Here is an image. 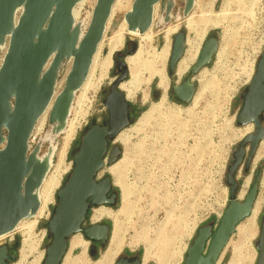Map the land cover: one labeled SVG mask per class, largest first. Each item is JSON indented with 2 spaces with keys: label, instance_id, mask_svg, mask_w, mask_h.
Masks as SVG:
<instances>
[{
  "label": "rangeland",
  "instance_id": "1",
  "mask_svg": "<svg viewBox=\"0 0 264 264\" xmlns=\"http://www.w3.org/2000/svg\"><path fill=\"white\" fill-rule=\"evenodd\" d=\"M134 1L120 0L109 23L93 70V81L101 79V85L96 90L88 89L76 95L69 123L77 121L79 128L64 155L61 156L60 153L65 134L54 139L59 151L55 155L50 173L57 170L61 180L49 205L48 215L39 219L33 230L34 249L28 255L26 264L35 262L43 264L46 249L51 243L47 222L57 204L56 193L72 171L73 156L79 149L81 136L90 125L103 124L108 119L105 106L108 89L123 74L118 70L115 59L119 61L126 59L127 62L129 57L137 53L139 46L144 47L143 63L136 82L137 92L132 99L127 100L130 104L131 124L123 130L128 145L122 143L119 138L116 143L122 148L120 162L123 166L124 183L129 190V207L126 213L121 212L123 190L115 182L107 167L104 174L113 178L115 188L120 190L121 197L113 209L107 208L111 211L112 217L102 219L111 226L110 239L105 248L92 255L90 252L92 245L81 236L87 244L85 257L88 263L96 264L102 259L109 248L117 221L121 226L122 246L113 258L112 264H116L122 256L129 254H138L143 264H182L198 228L209 224L216 226L219 215L226 206L225 202L229 204L230 188L226 181L223 187H220L218 183L209 180L208 161L211 154L227 157L226 154L231 150L229 158L231 164L232 154L238 144L246 135L253 134L254 128L246 134L244 128L238 126L235 119L233 121L240 102H232L229 106L228 103L220 101L218 96L222 77L220 73L231 63L242 62L247 65V53L251 55V60L256 56L264 39V0H197V5L187 18H184L183 14L185 4L178 0L172 19L167 24L157 25L164 17L157 9L151 38L147 43L143 42L144 44L141 37L127 34L123 27L124 16ZM96 2L97 0H87L77 17V20L85 22V27L91 19ZM189 20L191 27H188ZM120 31L124 35V42L110 57L115 36ZM181 31L185 32L187 38L181 60L190 61L186 68L184 65L181 72L176 71L171 77L168 71L172 45L175 36ZM212 36L219 38V48L213 58L212 67L202 68L193 78V83L197 86L193 101L188 105L177 103L172 98L171 89L188 75L190 68L197 62L199 55L197 50L200 51L205 41ZM135 44L137 50L130 55ZM165 52L166 55L163 54ZM107 59L108 63L103 68L102 63ZM68 69L69 65L62 69L59 81L63 80ZM127 71L126 82L131 80L129 68ZM155 71H159L164 77L167 88L160 87V77ZM62 85L63 83L61 87ZM159 104L161 107L153 117L145 119V114ZM47 119L48 116L44 127L35 131L32 149L50 132ZM135 128H139L140 131L136 133ZM215 144H218L216 150ZM48 147L49 142H45L43 152H46ZM174 154L171 160L170 155ZM259 169L262 175L255 203L259 205V212L253 228L245 237L241 235L238 227L246 225L247 218L239 224L221 255L219 264H230L233 258H236L239 264L256 263L257 243L264 218V140L259 145L250 171L246 172L242 166L237 174L240 192L246 184L248 187H245L250 190L254 174ZM94 214L93 210L90 213L91 219ZM201 221L203 224L197 227ZM26 232L25 225L13 236L14 243L18 242L19 245L16 249L17 259L11 264L21 260L24 240L27 238ZM83 250L82 248L72 250L70 258L82 256Z\"/></svg>",
  "mask_w": 264,
  "mask_h": 264
},
{
  "label": "water",
  "instance_id": "2",
  "mask_svg": "<svg viewBox=\"0 0 264 264\" xmlns=\"http://www.w3.org/2000/svg\"><path fill=\"white\" fill-rule=\"evenodd\" d=\"M81 1L0 0V55H4L0 66V237L13 233L22 220L32 218L39 209L38 190L50 173V167L48 159L40 161L37 154L41 148L43 151L45 142H49V152L55 144L54 139L64 133L72 114L70 108L88 76L116 2L97 0L89 27L81 39L80 29L74 25L73 18V9ZM177 1L135 0L124 16L128 29L139 34L146 33L153 23L156 6L161 16L164 15L157 25L169 23ZM179 1L185 4L183 14L187 18L195 8L196 0ZM5 43L9 44L6 53L2 50ZM185 46L186 34L181 31L172 45L168 71L171 77L176 72ZM218 48L219 38L212 36L205 41L196 64L182 82L171 89L174 101L182 105L191 103L197 88L193 78L202 68L212 65ZM136 50L135 44L130 55ZM52 56L54 58L46 69ZM70 58L73 62L65 87L50 111V132L32 149L30 142L35 126L50 105L62 69L69 65ZM115 64L124 72L110 86L105 99L107 123L93 124L80 138L79 149L73 156L72 171L57 191V204L47 222L51 243L46 249L43 264H62L69 242L76 235H81L90 243H98L102 248L108 244V226L93 224L85 227V223L91 207H115L106 198L111 176L100 182H97V177L105 168L109 141H115L131 124L130 104L120 90L128 73L126 59H115ZM242 102L237 125H253L255 131L242 139L233 154L227 179L229 204L217 226L209 224L197 230L182 264H217L237 227L251 215L255 206L261 169L257 170L242 202L237 200V174L242 166L246 172L250 171L259 145L264 140V51L249 86L242 94ZM119 154V147H113L107 164H114ZM257 251L255 264H264V218ZM16 259V255L11 256L8 246H0V264H11ZM116 264H143V261L140 256H126Z\"/></svg>",
  "mask_w": 264,
  "mask_h": 264
},
{
  "label": "bare ground",
  "instance_id": "3",
  "mask_svg": "<svg viewBox=\"0 0 264 264\" xmlns=\"http://www.w3.org/2000/svg\"><path fill=\"white\" fill-rule=\"evenodd\" d=\"M86 1L87 0H82L73 9L74 25L76 27H79V29H80V38L81 39L85 36L86 31H87V29L89 27V24L91 22V19H90L88 25L85 27V22L84 21L77 20V17L80 14V12L82 11L83 6H84V3ZM119 1L120 0H116L115 4L113 5L112 11H111V16H110V18H109V20L107 22L105 34L107 32V29L109 28V23H110L111 19L113 18L114 13H115L118 5H119ZM195 5H197V0L195 2ZM157 8H158V6L155 7L154 17H153V23H152L150 29L146 33H144V34H139L138 32L130 31L128 29V25H127V23L125 21V18H124V26L123 27L127 31V34L134 35V36H139V37H141L140 39H142V43L143 42H146L147 43V41H149L150 38H151L152 28H154V23H155ZM20 13H21V11H20ZM92 14H93V12H92ZM91 18H92V15H91ZM16 24H17V21H16ZM214 24L216 25L217 23H214ZM188 27H191V21L190 20L188 21ZM168 33H170V32L168 31ZM105 34H104L103 40L101 41V43L99 44V46L97 48V52H96L95 56L93 57V61H92V64H91V67H90L88 76H87L85 82L83 83L82 87L77 91V93H79L81 91L82 92H85L88 89L96 90L101 85V81H102L101 79H99L98 81L96 80L97 82L96 81L95 82L93 81L94 80L93 79V70H94V67H95V65L97 63V59H98L99 54H100V49H101V46L103 44V41H104V38H105ZM186 40H187V38H186ZM123 42H124V35L120 31L115 36L114 46L112 47V49L110 51V57H111L112 53L114 52V50L117 47L122 46ZM146 43H145V46H146ZM8 47H9V44L8 43H5V46L2 47V50H5V53H6L7 50H8ZM143 49H144V47L143 48L142 47L140 48V46H139V49H138L137 53L135 55L129 57L127 59V62H126L127 65H128L129 71H130L131 80L130 81H127V82L126 81L125 82H122L121 85H120V90L123 93H125V96H126V99L127 100L132 99L135 96L136 92H137L136 82H137V78H138L139 69L141 68V65L143 63ZM198 53L200 54V51L199 50H197V55H198ZM163 54L166 55V52L163 53ZM53 58H54V56H52L51 59L49 60L47 66H46V69L51 64ZM3 59H4V55L2 54V55H0V66H1V64L3 62ZM108 60L109 59H107L106 61H104L102 63V67L103 68L106 67V65L108 63ZM189 61H190L189 59L180 60L178 66H177L176 71L177 72L178 71L181 72L184 65H185V68L188 66ZM68 62H69V69L67 70V72H66L63 80L57 82L54 97H53L50 105L48 106V108L44 112V114L38 120L32 136L35 135V131H38V130H40V129H42L44 127L46 116H48L47 121H49L50 111L52 109V106H53L56 98L63 91V89L65 87L66 78H67V76H68V74H69V72L71 70L73 59L70 58L68 60ZM155 72L160 77V87L161 88H164V89L167 88V82L164 79V77L161 75V73L159 71H155ZM62 83H63V85L61 87V84ZM160 107H161V104L154 106L150 111H148L145 114V117H146L145 119L149 120L150 118H152L153 117V114L157 110H159ZM72 110H73V107L71 106L70 113H72ZM78 128H79V122L72 121L71 123H69V121H67V125H66L65 130H64V133H63L65 135H64V138H63V145L61 147V153H60L61 156L65 154V151L67 150L70 142L74 139L75 134L77 133ZM243 130H244V133H246V134L249 133L252 130V125H248L247 127H244ZM134 131L137 133V132L140 131V129L139 128H135ZM123 133H124V131H122L120 133V135L118 136V138H119L120 141H122V143H124L125 145H128L127 136H125V133L124 134ZM118 138H117V140H118ZM58 151H59V146L56 145V144H52V146L50 147V151L49 152L48 151L43 152L42 151V148H41L40 149V152H38V154H37V158L40 161H42L44 159H48L49 167H50L49 172H51L50 170H52L51 167L54 166V160L53 159H54V156L56 155V153ZM122 169H123L122 162L119 161L115 165H113L111 168H109V172L114 177L115 182L123 190V208H122V211L121 212L122 213H126L128 207H129V202H128V196H129V192L128 191L129 190L125 186L124 178L122 176ZM60 180H61V176L59 175V173H58L57 170L54 171V172H52V173H50V174L48 173V175L46 176L45 180L43 181L42 186L38 190V198H39V201H40V206H39V209H38L36 215L33 216L30 219L22 220L17 225V227H16V229L14 230L13 233H10L8 235H4V236L0 237V240H3L4 238H6L8 236H12L16 232H18L20 230V228H23L26 225L27 238L24 240V247H23L22 254H21V260L18 263H16V264H26V259L28 258V255L31 253V251H33V249H34V241H32L33 240L32 239L33 230L35 229L36 225L38 224L39 219H42L43 217H45V216L48 215L49 205L52 203L55 189L60 184ZM246 186H247V184H246ZM244 194H245V190L242 192L241 197ZM258 212H259V205L256 204L254 206V208H253V211H252L251 215L246 220V225H244L243 227H238V230L241 231V235L242 236L244 235L245 237H247V233H249L252 230L253 224H254V221L256 219V216L258 215ZM103 217H109V218H111L112 217L111 211L108 210L107 208H99V209L95 210V214L93 215L92 220L93 221H98V220L102 219ZM114 217H116V216H114ZM120 232H121V226L116 221L115 227H114L113 237H112V240L110 242L109 248L107 249V251L104 254V256L102 257V259L99 260L96 264H112L113 258L115 257L116 253L120 250V247L122 246V242H121V234L122 233L120 234ZM86 246H87V244L84 241V239L81 237V235L74 236L72 238V240H71L69 253L65 257V259L63 261V264H89L88 261H87V259H86V257H85V251L87 249ZM77 248L84 249L83 250V255L82 256H79L77 258L71 259L70 258V255H71L70 252L72 250H74V249H77ZM146 259H147V257H146ZM33 264H39V262H35ZM218 264H219V262H218ZM230 264H239V263H238V260H236V258H233L232 261L230 262Z\"/></svg>",
  "mask_w": 264,
  "mask_h": 264
},
{
  "label": "built area",
  "instance_id": "4",
  "mask_svg": "<svg viewBox=\"0 0 264 264\" xmlns=\"http://www.w3.org/2000/svg\"><path fill=\"white\" fill-rule=\"evenodd\" d=\"M263 51H264V39H263L261 47H259V50H258L256 56L253 57V60H251V58H250L251 55H249L247 53V65L242 63V62H235L233 64L231 63V64H228V66L220 73L222 76L221 80H220V88H219V94H218L220 101L228 103L229 106L232 102H236V103L240 102L238 108L236 109L237 110L236 116L233 118V121L235 119L236 123H237V116H238V114L241 110V107H242L241 106L242 105L241 104L242 103V94L244 93L246 88L249 86V84H250V82H251V80L255 74L257 63H258L259 58H260ZM193 99H194V97H193ZM72 114H73V111H72ZM86 124H88V122H86ZM252 128H254V126H252ZM34 137L32 138L30 144L33 143V140L35 139ZM217 148H218V144L217 145L215 144L214 150H216ZM234 152H233V154H234ZM230 153H231V150H230V152H228L226 154L227 157H225V155L220 156L218 154H214V155L211 154V156H210L211 158L208 161L209 162V168H210L209 180L212 182L218 183L220 187H223V184L225 181L227 183L228 170H229V167L231 165L229 163ZM233 154H232V157H233ZM173 156H175V154L170 155L171 160L173 159L172 158ZM182 166H184V165H182ZM245 186L241 192H240V190H238L237 200L239 202H242L246 198V196L249 192V190H247L248 186L247 187H245ZM239 188H240V185H239ZM244 190H246L245 194L241 197V194ZM225 205L226 206L224 208V211L228 206L226 202H225ZM224 211L222 212L221 215H219V219L217 221L218 223L216 224V226L219 224L221 218L223 217ZM202 224H203V221H201L197 227H199ZM13 236H14V234L12 236H8V237L4 238L3 240H0V246L12 245L15 242Z\"/></svg>",
  "mask_w": 264,
  "mask_h": 264
},
{
  "label": "flooded vegetation",
  "instance_id": "5",
  "mask_svg": "<svg viewBox=\"0 0 264 264\" xmlns=\"http://www.w3.org/2000/svg\"><path fill=\"white\" fill-rule=\"evenodd\" d=\"M120 57H121V56H120ZM118 58H119V57H118ZM117 60H118V59H117ZM117 68H118V67H117ZM118 70H119V69H118ZM119 71H121V74H122V73L124 72V69L119 70ZM246 89H247V88H246ZM245 91H246V90H245ZM245 91H244V92H245ZM108 94H109V89H108ZM242 103H243V102H242ZM106 109H107V108H106ZM130 118H131V112H130ZM106 123H107V121H106L105 123H103V124H100V125H106ZM92 125H93V124H92ZM92 125H90V126H92ZM90 126H89V127H90ZM252 126H253V125H252ZM89 127H88V128H89ZM246 127H247V126H246ZM243 128H244V127H243ZM254 131H255V128H254ZM119 135H120V134H119ZM117 138H118V137H117ZM116 143H117V139H116L115 141H109L108 151H107V156H106V159H105V161H106V163H105V168H104V170H103L101 173H99V175H98V177H97V182H100V181L104 180L106 177H108L107 174H104L105 169H106L107 167H108V168H111L113 165H115L117 162L120 161V157L122 156V148H121L120 146L116 145ZM115 146L119 147L120 154H119V157H118L117 161H116L114 164L109 165V164H107V160H108L109 156L111 155V152H112L113 147H115ZM255 174H256V172H255ZM255 174H254V176H255ZM56 194H57V193H56ZM120 197H121V192H120L119 189L117 190V188H115L113 178L111 177V187H110L108 193L106 194V198H107V200L112 201V202L115 204V206H116L117 203H118V201H119V199H120ZM56 201H57V199H56ZM99 208H110V209H113L114 207H109V206H107V205L97 206V207H91L90 210H89L88 216H87V220H86V223H85V227H86V226L93 225V224H102V225H106V226H108V227L110 228V234H111V226H110V224H109L107 221H102L103 218L100 219V220H98V221H93V220L90 218V213H91L93 210L95 211L96 209H99ZM109 239H110V235H109ZM89 243H90V242H89ZM14 244H15V243H14ZM14 244L8 246L9 249H10V252H11V256L16 255L15 250H14V248H13V245H14ZM90 244L92 245V248L90 249V252H91L92 255H94L96 251H98V250H100V249H103L98 243H90ZM126 256H139V255H138V254H129V255L122 256L121 258L126 257Z\"/></svg>",
  "mask_w": 264,
  "mask_h": 264
},
{
  "label": "trees",
  "instance_id": "6",
  "mask_svg": "<svg viewBox=\"0 0 264 264\" xmlns=\"http://www.w3.org/2000/svg\"><path fill=\"white\" fill-rule=\"evenodd\" d=\"M18 245H19V243H18V242H17V243H15V244L13 245V248H14V250H15V253H16V249H17Z\"/></svg>",
  "mask_w": 264,
  "mask_h": 264
},
{
  "label": "crops",
  "instance_id": "7",
  "mask_svg": "<svg viewBox=\"0 0 264 264\" xmlns=\"http://www.w3.org/2000/svg\"><path fill=\"white\" fill-rule=\"evenodd\" d=\"M87 250V249H86Z\"/></svg>",
  "mask_w": 264,
  "mask_h": 264
}]
</instances>
